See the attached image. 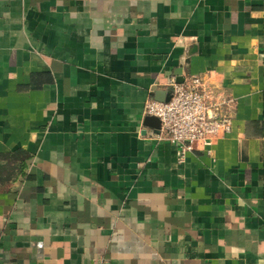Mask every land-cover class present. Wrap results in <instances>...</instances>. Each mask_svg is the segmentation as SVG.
<instances>
[{
	"label": "crops",
	"instance_id": "0c3cea01",
	"mask_svg": "<svg viewBox=\"0 0 264 264\" xmlns=\"http://www.w3.org/2000/svg\"><path fill=\"white\" fill-rule=\"evenodd\" d=\"M192 76L231 131L179 162ZM0 264H264V0H0Z\"/></svg>",
	"mask_w": 264,
	"mask_h": 264
},
{
	"label": "built area",
	"instance_id": "2783aa9c",
	"mask_svg": "<svg viewBox=\"0 0 264 264\" xmlns=\"http://www.w3.org/2000/svg\"><path fill=\"white\" fill-rule=\"evenodd\" d=\"M171 93L167 102L148 99L144 115L159 120L157 138L177 147L179 162L197 144L208 148L216 138L231 131V118L223 107L232 101L214 100L203 77H187L174 83Z\"/></svg>",
	"mask_w": 264,
	"mask_h": 264
},
{
	"label": "water",
	"instance_id": "95a60500",
	"mask_svg": "<svg viewBox=\"0 0 264 264\" xmlns=\"http://www.w3.org/2000/svg\"><path fill=\"white\" fill-rule=\"evenodd\" d=\"M156 99L158 102H167L170 98L167 101H165V97L163 96V94L157 92ZM143 126L146 128H150L155 135H159L160 123L158 119L154 117H145L143 121Z\"/></svg>",
	"mask_w": 264,
	"mask_h": 264
}]
</instances>
